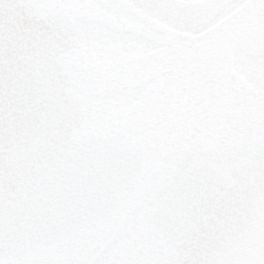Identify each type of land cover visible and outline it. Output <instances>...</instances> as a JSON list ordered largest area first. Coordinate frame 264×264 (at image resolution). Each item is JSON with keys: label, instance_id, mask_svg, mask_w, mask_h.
<instances>
[{"label": "snow or ice", "instance_id": "6c2138e0", "mask_svg": "<svg viewBox=\"0 0 264 264\" xmlns=\"http://www.w3.org/2000/svg\"><path fill=\"white\" fill-rule=\"evenodd\" d=\"M0 264H264V0H0Z\"/></svg>", "mask_w": 264, "mask_h": 264}]
</instances>
